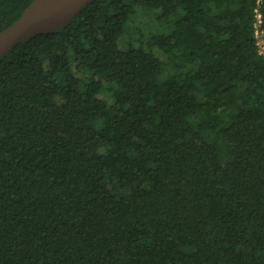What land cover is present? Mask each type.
Wrapping results in <instances>:
<instances>
[{
    "label": "trees",
    "instance_id": "16d2710c",
    "mask_svg": "<svg viewBox=\"0 0 264 264\" xmlns=\"http://www.w3.org/2000/svg\"><path fill=\"white\" fill-rule=\"evenodd\" d=\"M258 3L92 0L0 58V264H264Z\"/></svg>",
    "mask_w": 264,
    "mask_h": 264
},
{
    "label": "water",
    "instance_id": "95a60500",
    "mask_svg": "<svg viewBox=\"0 0 264 264\" xmlns=\"http://www.w3.org/2000/svg\"><path fill=\"white\" fill-rule=\"evenodd\" d=\"M92 0H32L10 25L0 30V58L17 43L55 31Z\"/></svg>",
    "mask_w": 264,
    "mask_h": 264
},
{
    "label": "built area",
    "instance_id": "2783aa9c",
    "mask_svg": "<svg viewBox=\"0 0 264 264\" xmlns=\"http://www.w3.org/2000/svg\"><path fill=\"white\" fill-rule=\"evenodd\" d=\"M255 22H254V36L256 38L257 51L262 53L264 50V27L261 26L262 13L260 11L259 3L254 8Z\"/></svg>",
    "mask_w": 264,
    "mask_h": 264
},
{
    "label": "rangeland",
    "instance_id": "374dc122",
    "mask_svg": "<svg viewBox=\"0 0 264 264\" xmlns=\"http://www.w3.org/2000/svg\"><path fill=\"white\" fill-rule=\"evenodd\" d=\"M144 17H145V19H147V20H149L150 21V26L151 27H155V24L153 23L154 21H152L151 19H150V16L148 15V14H145V15H143ZM125 37V36H124ZM126 38V37H125ZM145 39V38H144ZM101 95L103 96V97H106L107 99H108V101H111L112 100V97H111V95H110V93L108 92V91H102L101 92Z\"/></svg>",
    "mask_w": 264,
    "mask_h": 264
}]
</instances>
